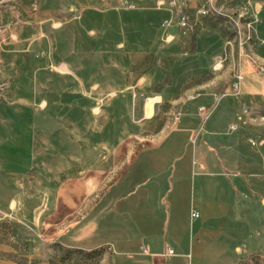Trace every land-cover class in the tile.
I'll return each instance as SVG.
<instances>
[{"label":"crops","instance_id":"obj_1","mask_svg":"<svg viewBox=\"0 0 264 264\" xmlns=\"http://www.w3.org/2000/svg\"><path fill=\"white\" fill-rule=\"evenodd\" d=\"M30 1L0 0V210L55 230L69 223L57 221L60 212L81 207L86 218L61 241L109 227L111 238L96 243L115 255L126 248L140 258L134 264L264 258V83L254 72L264 61V0L213 1L252 22L236 58L226 47L236 35L221 28L233 21L199 14L202 0L189 4L191 30L160 0H36V11ZM221 57L228 95L216 104L213 77L195 80L185 97L166 92V83L181 84L167 68L177 81ZM152 95L161 100L146 117ZM178 112L168 130L167 115ZM231 123L238 128L227 132ZM167 246L174 255H164Z\"/></svg>","mask_w":264,"mask_h":264},{"label":"rangeland","instance_id":"obj_2","mask_svg":"<svg viewBox=\"0 0 264 264\" xmlns=\"http://www.w3.org/2000/svg\"><path fill=\"white\" fill-rule=\"evenodd\" d=\"M37 4L38 9V2L36 0L30 1V8L32 9V4ZM176 21L174 20L170 24H174ZM169 24V25H170ZM191 29H193L194 24L190 22ZM226 26L221 27L224 34H227L230 38L233 35L235 36L234 41L226 43V47L229 48L231 46L232 49V57H238L236 53L239 48V37L237 35V27L233 22L226 23ZM231 27V29H227V27ZM197 31V30H195ZM163 39L166 40V34L162 35ZM193 41V40H192ZM191 41V43H192ZM163 42V41H162ZM224 57V56H223ZM221 57L217 59L207 71L198 70V71H183L180 75V80L174 79V73L176 72L173 70V67L166 71L167 78H173L172 81L180 82L181 84H174L170 85L166 83L167 86L164 87L167 93L174 92L176 93H183L185 97L188 95L190 91V84H192L195 80H200L201 78L213 77L215 80V104L224 96L222 93L224 92L225 88V68L222 67L223 62L225 59ZM221 61V62H220ZM220 62V63H219ZM222 64V65H221ZM164 70V69H163ZM164 72V71H163ZM186 73V74H185ZM207 73V75H206ZM171 82V80H166V82ZM178 82V83H179ZM169 85V86H168ZM162 86V85H161ZM162 88V87H159ZM192 88V87H191ZM194 92V91H193ZM200 92V90L196 89L195 93ZM153 97L148 98H155L158 97L161 100L160 96L152 95ZM147 98V99H148ZM146 99V100H147ZM160 102V101H159ZM146 103V101H145ZM163 106L161 107L162 110L166 112L173 110L172 102H163ZM176 113H170L167 117V129L174 127V116ZM108 184V181L105 177H103L102 182V189H99L96 193L97 196L100 194L105 186ZM94 195V194H93ZM93 198V197H92ZM86 203L84 204H92L93 200L88 196L84 197ZM79 209V208H78ZM87 210L80 209L73 212V213H59L57 217V221L60 223L64 219H68L69 223H76L78 221H82L86 218ZM59 223V224H60ZM68 225H63L60 228H56L55 230H48V229H36L32 224H27L23 221H19L18 219L5 214L0 210V264H134L136 259H140L136 257L135 259H130L126 257V248H122L121 253L115 255L113 249L110 248V245L107 244H98L96 242H103L105 238L109 239L111 234V229L107 227L106 229H96L88 236L77 237L75 241H69L68 243H64L60 239V233L66 232V227ZM86 237V240H85ZM106 239V240H107ZM142 259V258H141ZM256 262L254 261L253 264ZM252 264V263H246ZM256 264H264V259L260 263Z\"/></svg>","mask_w":264,"mask_h":264},{"label":"built area","instance_id":"obj_3","mask_svg":"<svg viewBox=\"0 0 264 264\" xmlns=\"http://www.w3.org/2000/svg\"><path fill=\"white\" fill-rule=\"evenodd\" d=\"M195 1H197V0H160L157 2V4H158V6L167 5L170 9L176 10L179 14L178 22H179L180 26L182 28L188 29L191 26V24H190V20H189L187 10L189 8V4L191 2H195ZM213 1L214 0H202L200 6L197 9V12L201 15L224 14L223 12H221V10H219L215 7V5L213 4ZM32 10L33 11L37 10V4L36 3L32 4ZM244 14H245L244 11H239L237 14H235V17H233L231 15L224 14L225 16L229 17L237 27V35L239 37V47H242L246 42L250 41L253 37L252 22H250V21L242 22L241 21V19L244 17ZM167 39L168 38L166 37L165 41H167ZM254 72L261 78V80L264 83V61L255 63ZM243 79H244V76L242 75V73L239 70H236L234 75H233V81L231 83V87L233 89L234 94L239 93ZM225 95H228V92L224 91L222 93V96H225ZM246 110H247L246 107L243 106L242 111L246 112ZM198 111L204 112V111H206V109L203 106H200V107H198ZM179 117H180V113L178 112L174 116V122L172 125H174L175 122L179 120ZM237 128H238L237 124L231 123L227 126L226 131L227 132H233ZM192 140H193V138H192ZM250 142L252 144H254V142L252 140H250ZM198 167L202 168L201 165H199ZM191 217L192 218L198 217V213L196 211H192ZM140 253L145 254V255H149L150 254L149 248L146 245H141L140 246ZM174 254L175 253H174L173 248L167 246L165 249L164 255L165 256H172ZM263 259L264 258L257 259V260H255V262L260 263V262H262Z\"/></svg>","mask_w":264,"mask_h":264},{"label":"bare ground","instance_id":"obj_4","mask_svg":"<svg viewBox=\"0 0 264 264\" xmlns=\"http://www.w3.org/2000/svg\"><path fill=\"white\" fill-rule=\"evenodd\" d=\"M159 98L158 97H155V98H148L146 100V103H145V116L146 117H151L152 114L154 113L153 110H154V106H155V103L159 102Z\"/></svg>","mask_w":264,"mask_h":264}]
</instances>
